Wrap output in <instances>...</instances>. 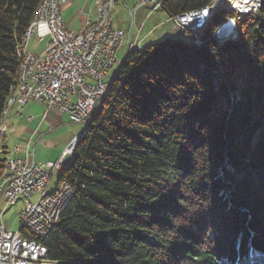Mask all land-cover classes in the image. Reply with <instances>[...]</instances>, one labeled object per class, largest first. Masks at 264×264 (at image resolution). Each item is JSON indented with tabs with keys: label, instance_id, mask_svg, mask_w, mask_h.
<instances>
[{
	"label": "trees",
	"instance_id": "obj_1",
	"mask_svg": "<svg viewBox=\"0 0 264 264\" xmlns=\"http://www.w3.org/2000/svg\"><path fill=\"white\" fill-rule=\"evenodd\" d=\"M211 1L162 9L174 17ZM41 2L0 0V125ZM230 22L237 37L219 42ZM184 31L191 44L147 45L114 73L60 173L76 195L41 240L54 264H235L250 248L264 253V2L243 19L221 7L199 35Z\"/></svg>",
	"mask_w": 264,
	"mask_h": 264
},
{
	"label": "built area",
	"instance_id": "obj_2",
	"mask_svg": "<svg viewBox=\"0 0 264 264\" xmlns=\"http://www.w3.org/2000/svg\"><path fill=\"white\" fill-rule=\"evenodd\" d=\"M146 1L152 0H136L138 8L145 6ZM66 3L67 0H52L47 9L41 11L40 19L36 22L35 39L45 44L46 50L42 55L32 54L27 60L31 62L34 57H42V65L39 69L29 70V78L31 84L36 85L34 103L67 115L74 124L84 125L94 110V101L98 99L99 92L107 85L108 75L119 63L118 52L126 33L114 26L109 36H102L101 17L104 11H109L110 0H94L97 16L92 19L89 14H82L79 31H72L66 26L61 12ZM223 5H244L245 9H249L250 16L256 14L258 0H219L217 5L209 3L171 17L170 21L176 28L187 29L196 36L202 31V20H205L207 13L217 11ZM45 17H52V25H45ZM32 38L28 37L27 43ZM227 40L230 38L227 37ZM137 44V40L129 41L127 49ZM46 75H54V82L46 83ZM26 89L24 102H27ZM22 113L23 105H20L18 115ZM46 117L47 112L43 119ZM33 120V116H28V122ZM53 130L54 127H50L49 131ZM13 149L14 154H23V157L14 158L12 173L0 189V197L5 199L6 206L10 198L23 200L19 221H29V228L25 230L34 238L16 235V231L8 232L0 226V264H39L42 249H48L41 242V233H50L61 221L60 212H55V205H62V210L69 205L61 203V192L71 190L69 182L63 181L62 191L56 195H49L48 187L54 177V169L70 154V145L57 161L40 165L35 163L29 146L16 145ZM34 196L38 198L32 202Z\"/></svg>",
	"mask_w": 264,
	"mask_h": 264
},
{
	"label": "crops",
	"instance_id": "obj_3",
	"mask_svg": "<svg viewBox=\"0 0 264 264\" xmlns=\"http://www.w3.org/2000/svg\"><path fill=\"white\" fill-rule=\"evenodd\" d=\"M151 4L152 1H149V3L146 4L145 6L138 8L136 0H117L116 8L111 16V22L126 33L123 46L124 45L127 46L129 41L134 42L137 40V42H139V44L143 48L147 45L156 43L157 41L161 40L162 36H171V33H167L166 35L157 34L159 28L162 26L163 23L162 22L157 23L155 20V16H158V14L166 16L165 24H170L172 22L170 21L171 17L165 11H163L162 8L153 11L154 6H152ZM71 9L72 11H70ZM125 9L129 11L132 19L131 26H128L129 28L126 27L127 28L126 30L123 28L124 26L119 25L120 22L118 21V17H117L118 14L122 15V12L125 11ZM116 10L117 13L115 14ZM61 12H62V17L66 23V26L68 27V29L72 31L80 30L82 14L87 13L91 16L92 19H95L97 16V8L94 5V0H67V3L61 9ZM152 19H154V24L151 27V25L149 24ZM36 45L38 48L40 47L42 48L41 49L42 51L38 55L44 54L46 50L45 45L38 44L37 42ZM33 110H39L38 112H36L37 117L35 118L32 115L34 117V120L32 122H28L27 116H30L31 113L34 112ZM47 110L48 109L43 104L34 103V102L30 103V105H27V107L23 109V113L21 115H18L19 110L17 105H13L9 109L6 118L7 131L4 136V142L0 143V164H2V168H3L0 169V185L2 184L3 176L5 175L6 172L4 162H6V160L12 157L13 158L23 157V154L13 153L14 146L16 145H20L22 147L29 146V149L34 154V160H35V156H36L35 146L38 140L44 136V134L42 135L41 133L46 131L50 133L49 131L50 127H54L55 130V128L61 126L63 114H60L55 110H48V111ZM45 112H47V117L43 119V115L45 114ZM24 134L25 136H29V140H30L25 145L19 142L20 140H22L23 138L22 135ZM78 135L79 133L70 136V138L64 144L65 146L64 150L74 141V139ZM37 137L39 138L32 148V143L37 139ZM44 145L51 146L52 144L50 142L49 143L44 142ZM64 150L62 151V153L64 152ZM15 207L19 215V212L22 210V204L19 207L18 205ZM13 209L15 208L6 206L5 199L3 197H0V226H3V228L8 232H15L12 231L11 225H8L5 220L6 216L10 212H12Z\"/></svg>",
	"mask_w": 264,
	"mask_h": 264
},
{
	"label": "bare ground",
	"instance_id": "obj_4",
	"mask_svg": "<svg viewBox=\"0 0 264 264\" xmlns=\"http://www.w3.org/2000/svg\"><path fill=\"white\" fill-rule=\"evenodd\" d=\"M110 1H111V3H110L109 11H104V13L102 14V17H101L102 36H109L110 35V29H113V27L116 26L115 24H113L111 22V16H112L113 11L116 8L117 0H110ZM163 2H164V0H152V4H154V9L162 8ZM263 2H264V0H258V5H256V13L262 7ZM51 3H52V0H42L37 11L35 12V15L32 19V22H31V24H30V26H29V28H28V30H27L24 38H23V43L17 49L18 54H19V60H20L19 68L17 71V86H16V89L14 90V92L12 93V96H10V98L8 99L7 104H6V108L2 114L1 125H0V143L4 142V136H5L6 131H7L6 118H7V114H8L9 109L13 105H17L18 110H19V106L23 105V109H24L27 107V105H30V103L34 102L36 85L31 84V78H29V70L39 69V66L42 65V57H34V61L27 62V60L30 59L31 55L33 54V53H30L28 51L27 39H28V37H33V36L37 37L36 22L38 21V19H40L41 11L46 10L48 5ZM148 3H149V1H146L145 5ZM218 3H219V0H212L210 2V5H217ZM223 7H225L228 12L234 13L236 16L239 17V19H243L244 17L249 16V9H245L244 5H223ZM213 12L214 11H209L207 13L205 20H202V28L210 20ZM45 25H52V17H45ZM227 37L230 38V40L235 39L237 37L236 29L231 22L227 23L221 27L217 39L219 42H223V41L227 40ZM37 43L42 44L41 41H37ZM141 49H142V46L140 44H137V46H135L131 49H127L125 58L129 54H131L132 52L137 51V50H141ZM121 63L120 64L118 63L117 66L114 68V69H116L114 71V73L118 70V67L121 65ZM25 64H26V68H25ZM114 73L108 75L107 85H104V88L98 94V99L96 101H94V110H92L90 112L89 116L85 120V124L82 125L83 129L81 131V134L78 136L79 138H81L85 134V129L88 126V124H90L92 117L101 108V106H102V104H103V102L107 96L108 88H109V85H110V82L112 80ZM53 82H54V75H46V83H53ZM25 87H27V89H26L27 102H24ZM78 137L76 138V140H74L72 142V144H70V154L68 156H66V158L64 159V161L61 164H58V166L54 169V174L56 172H61L64 169V167L66 165L67 158L71 157V155L73 154V151L75 148L74 144L77 141ZM13 153H14V149H13ZM13 163H14V158L8 159L6 161V163H5L6 172H5V175L3 176V180H2V184L0 185V189L5 186L8 179L10 178V175L12 173V164ZM62 188H63V182L59 183L58 189L49 195H56L57 192L62 191ZM75 195H76V189L74 186H71V190H63L61 192V203L69 204L70 199L73 200ZM19 200H20V198L8 199L7 200V206L15 207ZM55 212H60L59 213V220H61L65 210H62V205H55ZM20 228H22V229L23 228L24 229L29 228V221H20L19 230H20ZM19 230L16 232V235H23L22 233H20ZM48 235H49V233H41V240L46 238ZM48 255H49L48 249H42V257H41V261L39 262V264H51V261L48 260Z\"/></svg>",
	"mask_w": 264,
	"mask_h": 264
},
{
	"label": "rangeland",
	"instance_id": "obj_5",
	"mask_svg": "<svg viewBox=\"0 0 264 264\" xmlns=\"http://www.w3.org/2000/svg\"><path fill=\"white\" fill-rule=\"evenodd\" d=\"M151 5L154 6V4H151ZM153 9H154V7H153ZM70 11H72V9ZM116 13H117V10H116L115 14ZM117 17H118V21L120 22L119 25L124 26L123 28L125 30L127 28H129L128 26H131L132 19H131L129 11L127 9H125V11L122 12V15L118 14ZM155 20L157 23H160V22L163 23L157 32L158 35L159 34H161V35L165 34L166 35L167 33H171V36H162L161 40L157 41L156 43L164 41L166 39L186 41V43H188V44L192 43V41H193L192 37L190 35L186 34L184 29L176 28L173 25V23L165 24L166 16L158 14V16H155ZM153 24H154V19H152L150 21L149 25H151V27H152ZM218 34H219V32H218ZM35 37L36 36H33V38L28 43L27 47L29 48L28 51L30 53L39 54L42 51L41 50L42 48L37 47V45H36L37 41H36ZM126 50H127L126 45H124L119 50V52H118L119 64L124 60V58L126 56ZM115 70L116 69H114L111 74H113ZM39 110H33L34 112H32L30 116L33 115L36 118L37 117L36 112H38ZM27 118H28V116H27ZM82 129H83L82 125L72 123L67 115H63L62 123H61L60 127L55 128V130L50 131V133L47 131L42 132L41 134L42 135L44 134V136L41 137L39 140H38L39 137H37V139L32 143V148H33L36 141L38 140V142L35 146L36 147L35 148V152H36L35 161H36V163L40 165L42 163L57 161V159L60 157L59 155L64 150V147H65L64 144L66 143V141L70 138V136L76 135L78 133L80 135ZM22 136H23V138L19 142L22 143L23 145H25L26 143H28L30 141L29 136H25V134ZM44 142H46V143L50 142L52 145L51 146L50 145H48V146L44 145ZM9 159H11V158H9ZM32 161H33V159H32ZM60 173L61 172H56L54 174V177H53L51 184L48 188V194H51L58 189ZM37 198H38V196H34L32 198V202H35L37 200ZM22 203H23V200H19L17 202L18 207ZM14 208L15 209H13L12 212H10L6 216L5 220H6L8 225H11L12 231H18V229L20 227V221H19V216H18V212L16 210V207H14ZM250 253H249L250 256H252L253 258H257L254 253H252V252H250ZM253 261L254 260H252V259L238 260L235 264H253L252 263ZM255 261H256L255 264H261L264 261V258L256 259ZM221 264H227V263L224 262Z\"/></svg>",
	"mask_w": 264,
	"mask_h": 264
},
{
	"label": "water",
	"instance_id": "obj_6",
	"mask_svg": "<svg viewBox=\"0 0 264 264\" xmlns=\"http://www.w3.org/2000/svg\"><path fill=\"white\" fill-rule=\"evenodd\" d=\"M80 138L78 137V139H77V141L79 140ZM77 141L75 142V144H74V147L76 146V144H77ZM70 161V157L69 158H67V160H66V164H68V162Z\"/></svg>",
	"mask_w": 264,
	"mask_h": 264
}]
</instances>
